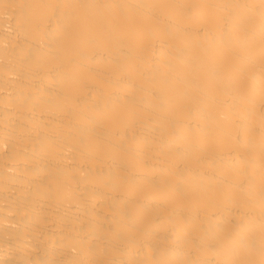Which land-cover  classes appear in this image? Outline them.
<instances>
[{"label":"bare ground","instance_id":"obj_1","mask_svg":"<svg viewBox=\"0 0 264 264\" xmlns=\"http://www.w3.org/2000/svg\"><path fill=\"white\" fill-rule=\"evenodd\" d=\"M0 264H264V0H0Z\"/></svg>","mask_w":264,"mask_h":264}]
</instances>
